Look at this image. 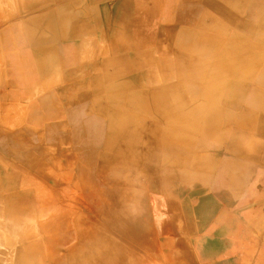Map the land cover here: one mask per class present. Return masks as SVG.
<instances>
[{"label":"crops","instance_id":"0c3cea01","mask_svg":"<svg viewBox=\"0 0 264 264\" xmlns=\"http://www.w3.org/2000/svg\"><path fill=\"white\" fill-rule=\"evenodd\" d=\"M205 1L224 12L231 10L233 0ZM255 3L250 19L241 22L242 29L227 27L220 39L233 49L244 44L248 50L239 56L235 50V57L259 58V66L240 77L243 86L233 88L237 102L212 103L227 111L228 116L218 117L227 119L220 127L223 132L207 137L198 131L191 137L196 148L190 149L188 134H182L187 138L181 147L172 145L167 174L180 181L164 190L157 185L159 175L149 180L133 156L125 161L113 148L111 141L116 139L130 152L125 135L118 127L114 130L116 110L107 109L108 97L116 96L120 88L117 93L85 95L82 87L97 80L91 67L100 55L93 52L104 48L105 33L117 21L126 29L125 38L134 42L137 31L130 21L138 19L140 11H155L152 24L160 25L171 7L203 13L202 0H0V157L19 169L27 156L42 180L56 181L46 174L40 158H51L54 173L59 172L69 165L61 164L59 156L74 157L75 143L81 142L78 163L88 162L87 179H82L89 182L83 197L94 211L85 209L90 218L78 213L75 221L83 218L134 251L132 244L152 246L151 232L159 235L167 226L165 233L171 236L173 216L156 213L174 209L180 220L178 233L189 237L195 264H264V21L253 19L257 12L264 18V4L261 8ZM101 55V61L117 55L127 59L136 52ZM213 93L215 98L217 91ZM67 143L70 152L62 151ZM92 170L95 179L89 174ZM32 183L19 186L16 193L22 194ZM91 186L111 189L103 194ZM153 225L156 231L151 230Z\"/></svg>","mask_w":264,"mask_h":264},{"label":"bare ground","instance_id":"6f19581e","mask_svg":"<svg viewBox=\"0 0 264 264\" xmlns=\"http://www.w3.org/2000/svg\"><path fill=\"white\" fill-rule=\"evenodd\" d=\"M255 1L252 4L247 0L230 1L231 10L224 12L205 0H202L203 13L173 10L171 7L165 22L160 25L152 24L151 17L155 11L142 10L138 19L130 21L137 31L134 42L125 38L123 30L126 29L121 26L122 21H117L115 27L105 33L107 43L104 48L98 47L96 53L93 52L96 57L100 55L95 61L97 65L91 67L97 80L91 88L83 86L82 91L85 95L111 91L117 93L120 88L116 96L108 97L109 102L115 106L113 108L109 105L107 109L116 110L114 130L118 127L125 135L130 152H127V146L125 148L116 139L111 141L113 148L125 161L132 160L133 156L140 167L137 166L138 169L141 173H147L149 180L153 178L152 175H159L157 185L164 190L180 181V178L171 176L170 172L167 174L172 163L168 156L172 145L176 143L181 147L183 138L185 141L187 138L182 134H188L190 149L196 148L191 137L198 131L207 137L210 133L223 132L220 127L227 119L221 120L218 117H226L227 111L224 112L223 109L221 112L212 103L223 101L221 103L225 105H232L237 102L239 96L232 92L233 88L243 86L245 83L238 81L240 77L243 79L245 73L259 66V58L247 61L245 58L235 57V50L238 56L244 55L248 50L244 44L237 45L236 49L231 44L226 47L215 44L221 42L218 40L222 36L220 28L236 26L242 29L241 22L250 19L249 12ZM255 4L262 8L264 0H257ZM241 6L247 11L246 17L238 15L243 10ZM253 19L256 23L264 21L261 12L253 15ZM121 51L125 54L136 52V55L127 59L117 55L100 60L101 53ZM213 90L217 91L215 98L212 96ZM119 101L130 106L121 109L117 104ZM207 127L213 129L212 132ZM86 172L85 169L80 172L84 180L87 179ZM23 194L19 192L15 195ZM19 207L20 204L16 202L10 210L16 212ZM65 220L62 213H58L55 221L61 223L53 225L51 222L47 225L55 226L45 245L56 256L52 262L48 260L50 264H146L132 249L83 218L74 222L76 241H70V234L63 231L67 227L62 224ZM50 236L53 237L52 240ZM28 242L15 250V264H35L38 247L44 241L31 238ZM60 245L64 247L61 248ZM60 251L64 252L63 258L58 256Z\"/></svg>","mask_w":264,"mask_h":264},{"label":"rangeland","instance_id":"374dc122","mask_svg":"<svg viewBox=\"0 0 264 264\" xmlns=\"http://www.w3.org/2000/svg\"><path fill=\"white\" fill-rule=\"evenodd\" d=\"M241 12L245 16L247 11L245 9ZM224 30L225 28L219 29L221 32ZM218 40L221 42L215 43L217 46L226 47L229 44H224L222 39ZM120 53L123 52L121 51L119 54ZM117 104L121 107V109L130 106L124 101H119ZM108 105L112 107L115 106L112 102H109ZM80 144L81 142L75 143L76 152L74 157H72V155L70 157H67V155L59 156L61 164H69L67 166H63L59 172L54 173L53 162L49 161L51 158L49 160H42L40 158V164H42V166H46V174L48 176L52 175L56 178L55 182L52 179L50 181L42 180L41 175L28 164L26 159L27 156H25L26 158H24V161L19 162V167H21L19 168L20 170L12 166L9 160L0 157V190H4V192L0 193V264H15V255L17 253L15 250H18L22 244L27 243L31 240V238L41 239L44 241V243L38 247L36 260L34 259V261H36L35 264H48V260L52 262L56 256L53 255V253H51L45 245H47L48 242L47 237L51 232H54L53 230L55 226L53 227L47 225L53 220V225H55V219L58 217V213H62L63 219L66 218L65 222L63 221L62 224L63 227L64 225L67 226L66 228L64 227V229L70 234V241H76V226L74 223L76 222L75 216L78 213H81L82 216L85 217L84 219H89L90 214L84 215V209L94 211L90 203L87 204L83 197V194L85 195V193L88 192V187L86 188L87 182L82 179L78 170L80 168L84 170V166H87L86 163L88 162H83L82 166L78 163L80 160L79 157L81 156L79 154L81 147ZM63 146L64 148L62 151L70 152L68 143ZM45 161H48V164H46ZM11 173H14V176ZM89 174H92L95 179V170L90 171ZM96 180L97 183L100 181L99 178H96ZM29 181L33 182V187H29L25 190L23 195L16 196L15 194H17L16 192L18 187L27 184ZM91 188L93 191H99L102 193H109L111 189L110 186H101L95 189L91 186ZM155 192L165 194L162 190H156ZM13 202L20 204V207L16 210V212H11L10 210ZM177 214L178 213L174 211V209L172 212L161 211L156 213L157 216L160 215L161 217H165V215L167 217L173 216L171 219V236L165 233V231H167L166 226L159 235L152 232L149 234V237L153 239L152 246L149 242L148 244L141 243L140 245H131L135 246L133 247L134 252L137 257L143 260V263L195 264L196 261L188 247L189 237H184L178 233L180 232V228H178L180 220L179 215ZM67 217H69V219H67ZM151 230L156 231L157 229H155L153 225ZM204 234L205 232H202L200 236L203 237ZM166 238L167 242L169 241L171 244H168L169 247H167L166 244L164 245ZM168 238L170 240H168ZM52 239L53 237H51V240ZM60 246L61 248L64 247V245ZM63 255L64 252L62 251L58 254L60 258H63Z\"/></svg>","mask_w":264,"mask_h":264}]
</instances>
